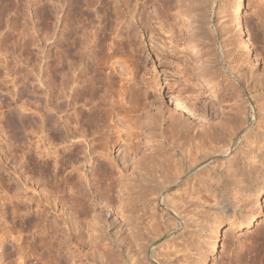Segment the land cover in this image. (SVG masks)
I'll return each mask as SVG.
<instances>
[{"label": "rangeland", "instance_id": "1", "mask_svg": "<svg viewBox=\"0 0 264 264\" xmlns=\"http://www.w3.org/2000/svg\"><path fill=\"white\" fill-rule=\"evenodd\" d=\"M132 2L127 7L124 0H109L113 11L110 19L100 4L91 6L85 17L79 18L69 4L63 8L61 0H14L11 7L0 2L4 5H0V264H76L79 252L85 263L97 259L108 247L113 255L108 253L110 258L128 264L135 252L140 264H197L202 256L209 264H251V256L264 257V190L260 203L246 188L241 195L232 190L230 205L236 214L232 220L227 219L215 209L213 198L203 196L202 201L185 204L178 195L190 191L183 194L175 184L161 192L155 181L165 180L162 162L153 156L158 148L162 154L166 150L182 152L184 148L195 151L201 145L197 144L204 142L206 150H211L230 139L231 149L225 159L236 161V147L254 143L255 139L254 148L264 151V0H245V38L236 35L230 21L234 0H203V35L198 38L189 29L194 0H139L135 7V0ZM71 28L77 30L73 69L79 80L90 76L85 68L100 66L105 79H112V75L117 83L113 92L110 88L114 94L110 92L113 98L109 99L120 105L123 102L105 127L122 134V141L109 150L111 159L106 160L123 180L110 195L82 199L86 210L77 209L76 189H70V176L74 174L70 161L63 158L67 167L61 175L67 187L56 191L40 171L30 170L25 153L29 116L39 117L41 111L55 119L56 111L52 106L48 111L46 106L57 96L60 45L72 40ZM95 33H100L103 45H111L113 50L93 55L89 46L96 42L88 38ZM67 63L65 70L75 71L68 70ZM109 82L97 98L107 92ZM164 88L165 98L160 95ZM175 95L195 112L193 117L177 114L182 116V127L161 122L156 115L157 106L165 102L168 116L174 109L170 99ZM31 99L34 113L30 111ZM78 99L74 109L77 107L86 117L87 106L81 97ZM85 119L81 121L83 126L75 123L74 129L86 128L88 133ZM48 127L45 133L53 142L49 141L57 144L53 129ZM127 132H133L132 136ZM196 134L203 136L197 138ZM222 155L214 164L220 165ZM260 158L253 164L245 162L248 182L244 185L264 187V157ZM40 159L43 163L45 158ZM141 166L153 181L137 176L136 168ZM15 207L20 211L14 225ZM93 213L98 214L102 225L93 226ZM251 213L257 215L247 225L243 215ZM80 222L84 224L81 240L77 229ZM100 233L105 234L104 245L96 249L88 243L92 238L99 239ZM213 235L216 249L209 252L208 241ZM41 239L46 245L35 250L32 246Z\"/></svg>", "mask_w": 264, "mask_h": 264}, {"label": "bare ground", "instance_id": "2", "mask_svg": "<svg viewBox=\"0 0 264 264\" xmlns=\"http://www.w3.org/2000/svg\"><path fill=\"white\" fill-rule=\"evenodd\" d=\"M13 1L14 0H0V2L2 4L6 5L8 7L9 6L11 7V4L13 3ZM132 1L133 0H124V3H125L124 5L127 7H130L131 5H133ZM191 1H193V0H191ZM138 2H139V0H135L134 7L139 4ZM142 2H144V1H142ZM234 2H235L234 7L229 9L230 10V21L232 22L231 24H233L234 31H235L236 35L245 38V37H247L246 36L245 21H244L245 9H246L245 0H234ZM2 4H0V5L4 6ZM61 4H62L61 6L63 8L65 7L66 4H69L71 11L74 12L76 17H79V16L85 17L83 15L87 13L88 9L93 5L96 6V4L102 5V10L104 11L106 18L110 19V17L113 15V11H111L110 7H109V0H72L70 2L68 0H61ZM192 4H191L192 6L190 7V10H191V13H193V14L189 15V18H191V21L189 22V24H190L189 29H191L192 30L191 32L194 33V36H196L198 38L197 35H200V36L203 35V10H205V9H203V7H204L203 6V0H194V2H192ZM166 6H168V5H166ZM4 11H5V9H4ZM206 24H207V22H206ZM67 26L68 25L65 26V29ZM67 30H68V28H67ZM69 32H70V37H71L69 39H72V40L68 43L63 41V42H61V45H60L61 46V51H60L61 55H60V59H59V80L60 81H59L58 86H57V92H56L57 96H56L55 101L53 100L54 102L53 101L50 102V100H49V102L47 101V106H46V109L48 111L49 110L51 111V106H52V109L56 111V114H55L56 116L54 117L55 119H52V118L50 119V117H47V115H45V113L42 114L41 111H38V112H40L39 117L29 116L30 117L29 125L27 124L29 129L26 131L27 132V135H26V140H27L26 141V143H27L26 151L27 152H25V153H27L26 158L28 160L30 170L34 173H37L38 171H40L45 176L48 183H50L56 189V191H64V189L67 187L64 185V180H63L62 175H63V172L66 170V167H67L66 162H64V161L65 160L70 161V164H72L73 169H74V174L73 175H72V173L70 174V175H72V176H70L71 177L70 180H71L72 184L71 183L70 184L73 186H71L69 184L71 186V188L69 186H68V188H70L71 191H72V189H76V191H74L75 192L74 196L78 197L77 200H78L79 205H80L77 209H79V210L85 209L86 210V207L84 206V200H82V199H85L88 201V200L95 199L96 197H99V196L102 197L105 194L110 195L111 192L114 193L115 187L117 185L121 184V182L123 180L122 174L120 173V175H118L117 173H115L113 171L114 168L112 167L113 168V170H112L110 168L109 164L107 163V160H106V159H109V160L111 159V158H109V152H110L109 150H110L111 146L118 145L122 141V134L120 135L119 133H117L118 131L114 130V128H110L109 130H105V127L109 124V122L107 124V121H109L111 119L114 111H116L117 108L120 109L121 107H123V106H121V105H123V102L119 99L120 102H122V104L120 105V103L118 101H116V100L112 101L113 99L112 100L109 99L111 97L113 98V95H111V97H109L110 96L109 93L111 92L113 85L117 84V83H115L116 81H114V79H113L114 76H112L110 74L111 72L108 73L109 75L112 76V77L110 76V78H112V79L108 80V81L111 80V82H109V88L105 89L106 86L104 87V89L107 92H105V94L103 96L99 95V98H97L98 92L103 88V85H106V83L108 82L107 79L109 78L108 77L109 75L108 76L106 75L108 78L105 79V76H103L104 75L103 70H102V68H100V66H99V68L94 66V68L91 69L87 65L88 67L86 66L87 68H85V70L88 69L87 71L90 74V76L88 75L89 76L88 77L86 74L85 75V76H87L86 78H81V80H79L80 79V78H78L79 74L77 75L75 73L76 69H73L74 64H75V54H76L75 50L77 48V45H76L77 43L75 42L76 41L75 35L77 33V30H76V28L75 29L71 28V29H69ZM101 38H102V35L100 33H95L92 36V38L91 37L88 38L89 41L91 39L92 42H94V41L96 42V45L94 44L92 47L89 46L90 47L89 50H90V52L92 51L91 52L92 54L95 52L96 53L100 52V54H101V52L106 51L107 49H108V51H109V49H110V51L113 50L114 47H112L111 45L108 46L106 44L108 47L103 45V40ZM244 42H245V40H244ZM244 45L246 47L247 54H250L251 51H250V47H249L248 43L245 42ZM111 54H112V52H111ZM89 55H91V54L89 53ZM89 58H90V56H89ZM91 60H93V59H91ZM65 62L66 63L68 62L67 63V65L69 66L68 70L72 69L75 71L71 70L72 72H70V71L67 72ZM89 64H90V62H89ZM111 66H113V65H111ZM104 79L107 82H105ZM80 86H81V88H80ZM107 87H108V85H107ZM113 90H114V87L112 89V92H113ZM166 91H167V88H164L163 92L160 94V95H163L164 98H165ZM112 92H111V94H114ZM30 96H31V98H33L32 92H31ZM46 97H45V99H46ZM80 97L84 100V104H85L84 106H87V108L85 110L86 117H84V115H83L84 112L82 113L81 111L77 110V107H75L76 109H74V106L78 103V100H79L78 98H80ZM30 101H31L30 102V111L34 113L35 102L32 99ZM170 102L172 103V106L174 107V109L170 110V113L168 114V116H166L167 110H166L165 106L163 105L165 102L161 103V100H160L161 104H159L157 106L156 115H158L161 122L168 121L169 125L172 127H178V126L182 127L183 124H181V123H183V122L181 120V117L184 114L188 113V114L192 115V117L195 116V112H193L194 110H192V107L189 106L185 101H183L179 96H177V95L172 96L170 99ZM49 106H50V108H49ZM72 109L75 111H73ZM177 114L178 115L181 114L182 116L180 115L178 117ZM37 118H38V120H37ZM83 118L87 119L86 122H88V125L90 127L89 128L90 131L88 133H87L88 129H86V128L85 129H82V128L81 129L80 128L74 129V124L76 123L75 125H77V126L81 125V121L83 120ZM36 124H37V126L39 125V130H38L39 132L38 133L36 131V129H37ZM48 126H50V127H48ZM81 126H83V125H81ZM47 127L49 130L53 129V134L56 136V138L58 140L57 144H53L52 143L53 141L49 138L50 136L48 137V135H47L48 133L47 132H46L47 134L45 133V130H47ZM132 133L133 132H127V135L132 136ZM35 134L38 136L37 140H35ZM200 135L203 136L202 134H200ZM200 135L197 137V134H196V137L201 138ZM189 136H190V134H189ZM248 138H250V136ZM213 139L215 140V138H213ZM49 140H51L52 142ZM256 140L257 139H255L254 143L257 142ZM198 141H200V139H198ZM246 141H247V139H246ZM252 141H253V139H252ZM217 142H218V140H217ZM229 142H231V139L229 141L227 140V142H225L223 144H220L218 147L215 146V148H212V149L210 148L211 150H206L207 148H205V144L203 145V143H204L203 142V143L197 144V145H199V144H201V145H199L198 147L196 146L197 148L195 151H193L192 149H189V151H185L186 149L184 148L185 149L184 150L182 147V149H183L182 152H179L176 150V151H172V153L171 152L169 153L168 150H166V146L163 145L165 150H166L165 152L169 153L170 155L166 154L164 151H163L164 152L163 154H162V152L159 153L160 149L157 147L158 150L157 151L155 150L156 152L154 151L153 156L155 157L154 160H156V159L161 160V162H162L161 168L163 170V172H161V173L164 174L165 180H163L162 182L155 181L156 187L158 189L162 190L161 192H163V190H166L168 186L175 184L177 187L183 189V194H184V191L189 190L190 192H187V194L186 195L184 194V196H182L181 194L178 195L181 198L180 200L182 202H184L185 204H194L196 202H199V200L202 201L203 196L213 198L216 201L217 207H215V209L218 211V213L222 216H226V218L228 217L231 220L236 214L234 211H232V207L230 205V201H231L230 195H232L231 194L232 190L233 191L235 190L237 192V194L241 195L244 192V188H246V189L252 191V194L254 195V200L256 199L260 203V200L262 199V192L264 190V187H260V185L259 186L254 185L252 183H246V185H244V182L247 181V179H246L247 176H246V171H245L247 169H245L244 164H245V162H248V164H250L252 162V164H253L254 162L258 161V159H261L260 157L263 158L264 157V151L262 149L256 150L254 148V147H256V145L254 143H252L251 141L249 143H246V144L244 142L243 145L241 144L238 147H236V149H235L236 154H234V156H233L234 159L236 156V161H234L232 158V160L234 161L233 162L231 160L225 159L226 155H228V153L231 149V147L229 146L230 145ZM146 143L149 145L150 141L148 140ZM48 144H50L49 147L47 146ZM175 145H176V143H175ZM191 145H192V142H191ZM132 146L133 145L131 144L129 147H132ZM41 148H44V150L38 151V149H41ZM52 148H56V149L52 151L51 150ZM170 148L173 149L174 147L171 145ZM260 148H262V147H260ZM66 153H68V154L66 155ZM221 153H223V155ZM53 154L55 156V159L52 158V157H54ZM219 155H222V157L224 156V160H222L223 159L222 158L220 165H219V163H216V164H218V165H216V164H214V161L219 158L218 157ZM46 156H49L50 159L52 158L54 161L51 162L49 157L46 158ZM40 158H42V159L45 158V159H43V161H41L43 163H40V161L38 160ZM99 158H103L106 161L104 162L103 160H101ZM42 159H40V160H42ZM147 160L145 162L146 164H148L150 162L149 160L148 161ZM98 161H100V162H98ZM216 162H217V160H216ZM67 164H69V162H67ZM87 166H89L91 170L89 168H86ZM161 168L159 167V169H161ZM143 171L144 170H142V166H141V168H139V167L136 168L137 176L144 178V179H149L150 174L143 173ZM65 180L67 181L68 179L66 178ZM149 181H153V180L149 179ZM68 183L66 182V184H68ZM91 185H92V187H91ZM125 189H127V188H125ZM181 193H182V190H181ZM19 211L20 210L18 207L14 208V211H13L14 225L16 223L15 217L19 215ZM92 215H91L92 219L94 220L93 226L95 227V225L101 224V221H100L101 219L99 220L98 214L93 213ZM256 215H257V213H251V214L243 215V217L246 220L245 224L248 225L249 223H251L256 218ZM81 223L82 222H80V226L77 228L78 232H79L78 236H79L80 240L82 239V237H81V235H82L81 229L82 228L81 227H84V224L83 223L81 224ZM102 224H103V222H102ZM103 227H104V225H103ZM94 230H95V228H94ZM99 237H100L99 239H101V240H99L98 237L92 238L88 244H90L91 246L92 245L95 246V248L98 245H101L103 243V241L105 240V234L100 233ZM18 238H20V237H18ZM216 242H217V238L213 235L208 241V251L209 252H212L216 249ZM107 244L105 243L106 246H107ZM45 245H46V242L43 239H41L40 241L36 242L32 247H35V250H36L38 248L39 249L43 248ZM102 245H104V243ZM51 247H53V245ZM77 248H78V246H77ZM259 248H261V245ZM22 249H25V248L22 247ZM108 249H109V247H108ZM108 249L103 248L100 251V253L98 252L99 257L97 259H95V258L90 259V261L93 262L92 264H94V263L95 264H128V263H125L124 261L123 262L118 261L117 259L119 257L116 259L118 262L115 261V258H113L114 260L112 259V257L110 258L109 254L112 255V253H109V252H111L110 251L111 249L110 250H108ZM98 251H99V249H98ZM262 251H263V249H262ZM96 252H97V250H96ZM87 254H84V255H87ZM82 256H83V254L81 252H79V254H78L79 263H76V264H91L90 261L84 263V259ZM23 257L25 258V256H23ZM202 257L203 258H201V260H199L197 264H209L207 261V257L206 256H202ZM263 258L262 257L254 258L251 256L250 263L251 264H264ZM131 264H140L138 253H136V252L134 253V255L132 257Z\"/></svg>", "mask_w": 264, "mask_h": 264}]
</instances>
